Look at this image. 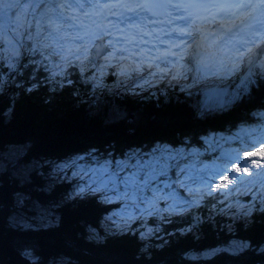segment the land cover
<instances>
[{
  "label": "trees",
  "instance_id": "16d2710c",
  "mask_svg": "<svg viewBox=\"0 0 264 264\" xmlns=\"http://www.w3.org/2000/svg\"><path fill=\"white\" fill-rule=\"evenodd\" d=\"M26 7L24 22L4 19L16 27V51H5L6 30L0 28V154L25 145L21 160L28 162L64 158L90 146L121 153L155 141L194 143L201 134L232 129L264 111V57L252 51L239 54L218 78L206 77L208 61L199 43L189 48L184 67L144 71L122 53L67 44L68 32L50 20V11L44 14L47 3ZM135 78L137 85L131 84ZM114 91L119 94L111 97ZM45 170L34 166L25 180L11 168L0 173V264H47L59 257L70 264H264V193L260 199L238 191L201 192L183 211L149 216L154 229L141 233L135 227L105 228L102 213L118 202L108 204L86 191L68 196L73 177L46 178ZM20 193L28 194L25 203L52 205L54 223L17 222L20 210L31 216L28 205H19ZM234 199H250L249 216L229 215Z\"/></svg>",
  "mask_w": 264,
  "mask_h": 264
},
{
  "label": "rangeland",
  "instance_id": "374dc122",
  "mask_svg": "<svg viewBox=\"0 0 264 264\" xmlns=\"http://www.w3.org/2000/svg\"><path fill=\"white\" fill-rule=\"evenodd\" d=\"M68 2L71 5H68L70 9L59 8V12L65 15L72 25L79 24L78 19L75 17L77 14L75 8H78L76 0H68ZM83 2L86 3L87 1L83 0ZM84 5L87 9L88 5ZM29 7L32 8L31 5ZM25 20L26 16L23 15L20 21L24 22ZM102 22L103 20H90L91 34L100 35L106 28L110 27V31L116 32L125 43L131 46V52L134 56L132 62L135 68H141L142 70L143 67L150 68L154 66L152 65L153 58L156 54H166L165 49H160L162 47L156 43L154 45L160 48H153L152 43H148L147 35L144 33L139 34V36L133 35L127 29H118L116 24L103 25ZM105 22H108L107 19ZM10 23L11 26H9L8 21L3 20L0 22V28L6 30L1 38L2 42L7 45L5 47L7 53L16 51L19 41V39H16L18 38L16 27H12V21ZM147 34L155 36L153 33ZM165 39L166 48L170 45L176 46V44L169 42L168 36L165 35ZM133 41L136 43L132 44ZM236 41H238L236 34L226 38L223 42L219 38L207 42V45L213 46V48L209 47V50L204 45L205 40L203 37H199L196 42L203 44L204 54L207 55H204L205 60L208 61L207 68L210 71L213 68L215 70L219 68V71L237 51H242L245 47L244 45L238 49V43L233 44ZM184 45L185 47L169 50V53L166 54L172 56L173 64L177 67H184L187 63L186 61L181 63L189 49V42H185ZM259 47L262 48L260 56L264 57V44ZM252 52L254 54L258 53L256 49ZM141 53L149 55L150 58L147 60L148 57L144 54L140 56ZM248 57L250 59L251 55H248L242 61L244 66H247L246 64L249 62ZM214 62L216 65H214ZM262 69L261 67L260 70L262 71ZM182 72L181 69L178 73L179 78H184ZM149 77L147 75V78ZM95 80L96 84L101 81L98 78H95ZM138 81V78L131 79V84L137 85L141 82ZM152 81L154 84L156 79H152ZM152 81L149 82L152 83ZM207 91L212 90L208 88ZM117 94H119V91H114L111 97ZM251 119V122H240L232 129L225 131H208L206 134L199 135L194 143L189 138H185L182 143L178 144L170 141H155L152 144L143 146L124 147L121 153L112 147L90 146L64 158L41 157L23 162L21 158L27 151L26 146H8L0 154V173L7 168H11L10 172L13 175L20 180H25L34 166L46 165L47 170L43 172L46 178L49 176L73 177L74 180L69 187L68 196L86 191L88 194H95L98 199L108 204L118 202L117 206L108 207V211L102 213V222L105 228L118 230L125 227H135L141 233H149L154 229L153 225L148 222L149 216L164 212L183 211L201 192L218 191L226 196H232L235 191H238L240 195L247 196L249 194L252 197L257 196L261 199L258 194L264 193V111L254 112ZM158 145L167 147L170 152L165 154V159L161 161V165L157 167L156 172L145 177L143 173L137 170L135 156L143 154L145 161H147L152 158V150ZM250 145H255V147H250ZM121 161H127L130 166L122 169L118 168L117 164ZM238 168L241 169L240 172L236 171ZM133 177H135L134 182H132ZM228 181L231 182L228 183ZM225 183H227V187H223ZM27 196L26 193H20L18 200L21 202L19 203L20 206L22 204L28 205V212L31 216L26 217L24 215L26 212L20 210V213L18 212L14 216L17 222L24 225H33L30 218H34L41 225L54 223V220L51 221L50 217L53 214L52 205L32 200L25 203L24 200ZM231 203H234V206L231 205L234 209L233 212L229 210L231 216L237 213L249 216L253 208L250 199H234ZM133 223L135 224L133 225ZM91 233L96 234L97 232L91 228ZM232 246L228 250H234ZM212 251L209 250L204 253V256ZM47 264L70 263L66 258L59 257L50 260Z\"/></svg>",
  "mask_w": 264,
  "mask_h": 264
},
{
  "label": "snow or ice",
  "instance_id": "6c2138e0",
  "mask_svg": "<svg viewBox=\"0 0 264 264\" xmlns=\"http://www.w3.org/2000/svg\"><path fill=\"white\" fill-rule=\"evenodd\" d=\"M42 3H49L54 4L56 7H63V4H58L57 0H0V22H2L4 19L11 20L12 16L16 17L15 22L20 21V14L21 13H27L28 8L26 5H31L33 9L36 7H39ZM71 6V5H69ZM76 6L82 7L81 4H79L78 0H76ZM264 6V0H261L260 4H251V3H231L228 2V0H222V2L214 3L211 5H201L196 3H190L186 7L188 8H197V7H210L217 9V12L215 15H223V17L227 19H231L235 17L236 19H240V17L243 15L242 10H248V9H255L258 7ZM56 7L52 9H48L45 11V15H47L48 11H56ZM137 7L142 9H148L147 4H141ZM180 7H185L181 5ZM238 13L240 15H238ZM62 16V13L60 14ZM233 23H235V20H232ZM250 51V50H249ZM250 147H255V145H250ZM170 150L167 147L164 146H157L152 150V158L145 161L143 154H138L135 156L136 159V167L137 170L144 174L145 177H148L156 172L157 167L161 165V161L165 159V154L169 153ZM130 158H132L130 156ZM127 161H121L118 162L117 167L118 168H126L129 167ZM246 170V169H245ZM237 172H240L241 169H236ZM227 179V178H226ZM135 181V177H133L132 182ZM231 181H228L230 183ZM223 187H227V183L223 185Z\"/></svg>",
  "mask_w": 264,
  "mask_h": 264
},
{
  "label": "bare ground",
  "instance_id": "6f19581e",
  "mask_svg": "<svg viewBox=\"0 0 264 264\" xmlns=\"http://www.w3.org/2000/svg\"><path fill=\"white\" fill-rule=\"evenodd\" d=\"M58 4H63V7H58V11L59 8H63L64 10H69L70 7H65V0H57ZM79 4L82 5V7H78L75 8V13L76 14V18L78 19V23H87V21H89L90 19H97L98 21L101 20L102 18L105 17V12L102 15H99L97 13L98 9L103 6L101 3H98V0H87L86 4H88V8H85V2H83V0H78ZM262 22L259 18H257L256 20V24L254 26V29L257 31H261V29L259 27H261ZM243 27V28H242ZM236 28H238L240 36L237 42V46L238 48L241 46L242 42L245 40H248L253 33V30L250 28L249 26V19L244 16L241 19H239L236 23L232 24L230 22H223L221 23L219 26H211V30L209 31L208 35L203 34L201 36L206 37V49L209 50V47L213 48L212 45H207V42L210 41H215L216 39H221V41L225 40V38L229 35L230 32H236ZM168 32V31H167ZM155 37L153 36H147V39L152 41L153 43L158 44L161 47H164L165 44V38L164 36L161 34V32H156ZM261 40V39H260ZM171 48V47H170ZM169 51V49H168ZM215 76L218 77V73H215Z\"/></svg>",
  "mask_w": 264,
  "mask_h": 264
}]
</instances>
